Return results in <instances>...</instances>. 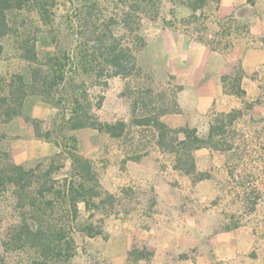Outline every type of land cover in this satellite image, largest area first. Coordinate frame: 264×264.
<instances>
[{
	"label": "trees",
	"instance_id": "obj_1",
	"mask_svg": "<svg viewBox=\"0 0 264 264\" xmlns=\"http://www.w3.org/2000/svg\"><path fill=\"white\" fill-rule=\"evenodd\" d=\"M170 1L193 10L189 17L180 21L188 28L197 24L195 31L200 41L213 49L228 52L235 34L233 30H238L233 26L234 20H225L219 32L208 36L205 21L198 23L207 18L204 8L208 0ZM161 4L162 0H70L65 21L71 31L73 46L40 58L36 44V32L40 28L34 27L35 19L28 17L31 18L35 12L37 20L54 26L56 21L51 17L54 1L0 0V55L4 50L1 38L11 35L17 39L21 57L29 62L30 69L29 79L22 72H14L4 84L0 80L2 125L22 114L30 95H40L59 108L58 116L63 125L71 129L91 127L113 138L123 139L133 126L151 128L159 147L175 156V169L193 175L194 181L207 178L206 173L197 170L194 152L201 148L221 152L234 150V144L226 141V133L234 129L238 109L212 116L204 135L197 127H170L161 119L170 111L169 103L157 110L148 109L153 102L152 97L147 100L148 96L141 98L143 107L139 99L134 100L131 123L124 119L102 121L94 112V108L102 106L104 96L100 95L94 103L90 86L99 84L107 87L109 79L114 76L128 78L136 71L140 73L138 56L146 46L141 17L147 15L156 20ZM171 13H174L173 9ZM174 21L179 20L175 16L173 19L163 17L165 25H173ZM53 40L58 43L57 37ZM244 76L239 60H228L221 74L225 92L245 97ZM149 91L152 92L151 89ZM140 92L141 96L145 94ZM1 135L6 136V133L3 131ZM32 135L52 140L61 152L67 153L71 170L62 181H56L51 180L49 171L34 178L35 169H27L14 162L0 165V191L8 185L13 186L25 210L21 225L15 228L9 241H2L0 264H6V253L10 252L30 253V264L69 262L78 253L79 246L87 249L88 239L103 233L101 224L92 220L95 211L101 210L107 215L117 210V195L103 186L100 174L89 157L74 150L66 151L64 141L53 139L49 131L41 133L38 128L32 131ZM134 154L129 153L127 159L138 160L141 156ZM80 203H84L91 212V218L82 224L78 223ZM129 256L137 259L141 253L134 247ZM212 264L230 263L218 261Z\"/></svg>",
	"mask_w": 264,
	"mask_h": 264
},
{
	"label": "rangeland",
	"instance_id": "obj_2",
	"mask_svg": "<svg viewBox=\"0 0 264 264\" xmlns=\"http://www.w3.org/2000/svg\"><path fill=\"white\" fill-rule=\"evenodd\" d=\"M49 1H54L55 5L51 11V17L56 21L54 26L51 23L37 20L35 12L31 14L33 15L31 18L26 16L29 19H35L34 27L40 28L36 32L37 51L40 58L55 53L59 49L73 46L71 31L65 21L70 0ZM172 4L170 0H162L159 16L154 21L147 15L141 17L142 33L145 38L148 23L164 24L163 17H167L168 14L170 17L171 9H176ZM26 21L29 23V20ZM203 21L207 20L204 18L198 23ZM191 27L195 29L197 24ZM53 37H57V44ZM1 42L4 45V50L0 55L2 84L14 72H22L29 79V62L21 57L17 39L7 35L1 38ZM139 67L141 68L140 73L136 71L128 78L120 76L110 78L107 87L99 84L89 87L94 103L100 95L104 96L102 106L94 108V112L102 121L112 122L124 119L131 123L134 100L139 99L140 106H142L141 98L147 96V100L152 97L153 101L148 109L156 108L157 110L167 102L170 110L175 108L173 102L178 93V86L167 83L160 74L151 69L141 65ZM258 80L257 86L251 90L249 95L231 104L239 110L234 129L226 133V141L234 144V150L221 152L203 148L194 152L197 170L199 173H206L207 178L204 179H208V184L203 186L200 192L199 186L189 184L187 179L178 180L173 176L177 173L171 169L169 162L174 165L175 156L169 152L160 151L154 146L156 138L151 128L133 126L129 130L130 134L123 139L113 138L91 127L71 129L63 125L58 116L59 108L56 105L46 101L40 95H30L26 99L22 114L19 115L21 120L29 125L31 131L39 128L41 133L51 132L53 139L64 141L66 151L74 150L89 157L100 174L103 186L117 195L115 213L106 215L101 210H97L92 218L93 221L101 224L103 233L94 239L89 238L87 249L83 250L79 246L75 257L63 264H110L105 255V245L111 233V222L129 217L130 214L136 215L137 209L152 205L154 204L153 199H157L153 195H147L146 190L140 186L136 190H130V187L124 186L122 190L119 179L128 175L126 163L129 153L139 154L141 157L149 155L157 158V168L164 172L169 170L167 176L171 183H174L177 188L184 189L185 186L189 188L187 192H182L181 196L186 203H193L195 206L201 204L208 213L204 218L210 223L217 220L223 223V228L226 230L238 228V231H242L243 255L247 256L248 253L254 260L243 257L239 264H264V70L258 75ZM149 89L152 92H147ZM140 90L145 94L141 96ZM225 108L220 104L210 111L204 123L198 127L202 135L207 133L211 117L223 112L222 109ZM27 111H32L34 114L31 112L27 114ZM5 126L0 122V165L8 162L16 163L12 155L11 143L17 139L6 132ZM3 131L6 136L1 135ZM42 139L56 145L52 140ZM43 158L29 165H23L27 169L36 170L34 178L49 171L51 180L62 181L70 173L71 160L67 153L61 152L60 148L59 151L52 152ZM193 182L196 183L198 180L194 181L193 178ZM114 183H117L118 188H113L116 187L113 186ZM2 189L0 191V253L3 252L2 241H9L15 228L21 225L25 211L13 186L8 185ZM191 189L194 193L197 190L198 196L195 193L192 198H189ZM202 196H206L203 202L200 201ZM90 213L85 204L80 203L78 223L87 222L91 218ZM134 220L136 216L133 217ZM144 224L145 222L142 221L141 225ZM29 256L28 252L6 253V264H30Z\"/></svg>",
	"mask_w": 264,
	"mask_h": 264
},
{
	"label": "crops",
	"instance_id": "obj_3",
	"mask_svg": "<svg viewBox=\"0 0 264 264\" xmlns=\"http://www.w3.org/2000/svg\"><path fill=\"white\" fill-rule=\"evenodd\" d=\"M172 6L176 12L173 9L174 13L166 18L175 16L179 21H174L173 25L149 22L145 30L146 46L138 62L160 74L167 83L178 86L173 102L175 108L164 113L161 119L172 128H198L217 105H223L226 107L223 112H229L232 107L236 109L231 106L235 100L244 98L224 90L221 74L228 60H239L245 72L242 84L246 95L257 86L258 75L264 70V0H208L204 8L208 36L219 32L227 19L234 20L233 26L238 28L233 30L235 34L228 52L200 41L198 32L180 21L193 13L190 7L178 3ZM5 130L17 139L11 143L17 164L29 165L59 151L57 145L33 136L29 125L19 116L6 124ZM154 146L163 151L157 142ZM150 164L152 166H147ZM156 164L157 158L149 155L127 160L128 175L119 179L122 190L124 186L130 190L140 186L147 195L157 199H153L154 204L137 209L136 215L111 222V233L105 245L110 264H212L218 261L239 264L243 257L253 259L248 253L243 255L242 231L238 228L226 230L217 220L210 223L204 218L208 213L201 204L186 203L181 197L189 188H177L167 176L169 170H159ZM169 165L177 173L173 176L199 186V192L208 184V179L194 183L193 175L175 169L170 162ZM113 186L118 188L117 183ZM195 193L198 196L197 190ZM195 193L191 189L189 198ZM205 198L202 196L200 201ZM134 247L141 253L137 259L129 256Z\"/></svg>",
	"mask_w": 264,
	"mask_h": 264
}]
</instances>
